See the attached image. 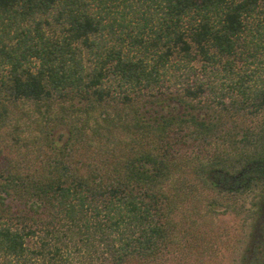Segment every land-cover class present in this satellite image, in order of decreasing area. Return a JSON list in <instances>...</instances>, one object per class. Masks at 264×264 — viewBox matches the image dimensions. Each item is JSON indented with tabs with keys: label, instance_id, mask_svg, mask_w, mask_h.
Wrapping results in <instances>:
<instances>
[{
	"label": "trees",
	"instance_id": "1",
	"mask_svg": "<svg viewBox=\"0 0 264 264\" xmlns=\"http://www.w3.org/2000/svg\"><path fill=\"white\" fill-rule=\"evenodd\" d=\"M253 163L264 0H0V264H223Z\"/></svg>",
	"mask_w": 264,
	"mask_h": 264
},
{
	"label": "rangeland",
	"instance_id": "2",
	"mask_svg": "<svg viewBox=\"0 0 264 264\" xmlns=\"http://www.w3.org/2000/svg\"><path fill=\"white\" fill-rule=\"evenodd\" d=\"M24 105L27 107L28 104ZM60 130L56 129L54 135H58ZM230 194L232 195L231 200H234L235 204H232L234 206L226 212H221L223 207L217 206L218 211L208 216L206 220L213 219L216 229L227 228L229 232L226 243L222 239H217V246L220 247V253L223 256L219 253L215 261L230 264L233 259L237 258L244 263L249 261L252 234L263 209L264 183L254 182L250 188Z\"/></svg>",
	"mask_w": 264,
	"mask_h": 264
},
{
	"label": "flooded vegetation",
	"instance_id": "3",
	"mask_svg": "<svg viewBox=\"0 0 264 264\" xmlns=\"http://www.w3.org/2000/svg\"><path fill=\"white\" fill-rule=\"evenodd\" d=\"M248 170L250 173L255 171L262 172L264 174V163H253L252 166H249ZM223 173L226 174L225 177L222 175L221 178L217 179L219 186H222L224 182L242 186V184L246 182V179L240 178L238 176L234 178L227 177L229 174H231L229 172L223 171ZM262 208L260 220L255 226L251 238V245L249 249L250 253L248 255L250 264H264V205Z\"/></svg>",
	"mask_w": 264,
	"mask_h": 264
}]
</instances>
